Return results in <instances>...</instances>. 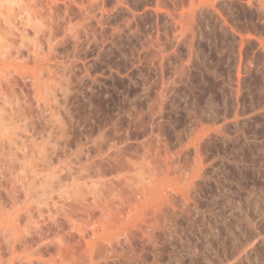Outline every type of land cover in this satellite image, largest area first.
I'll list each match as a JSON object with an SVG mask.
<instances>
[{
	"label": "rangeland",
	"instance_id": "1",
	"mask_svg": "<svg viewBox=\"0 0 264 264\" xmlns=\"http://www.w3.org/2000/svg\"><path fill=\"white\" fill-rule=\"evenodd\" d=\"M0 264H264V0L0 1Z\"/></svg>",
	"mask_w": 264,
	"mask_h": 264
},
{
	"label": "bare ground",
	"instance_id": "2",
	"mask_svg": "<svg viewBox=\"0 0 264 264\" xmlns=\"http://www.w3.org/2000/svg\"><path fill=\"white\" fill-rule=\"evenodd\" d=\"M0 1H2V0H0ZM4 1V0H3ZM244 250V249H243ZM245 251V250H244ZM248 255V254H247ZM245 258H247V257H245ZM246 261V260H245ZM253 262V261H252ZM251 263V262H250Z\"/></svg>",
	"mask_w": 264,
	"mask_h": 264
}]
</instances>
